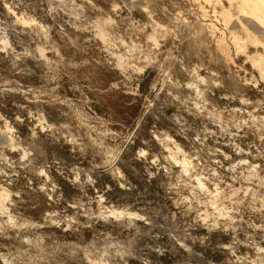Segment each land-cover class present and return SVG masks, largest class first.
I'll list each match as a JSON object with an SVG mask.
<instances>
[{
	"label": "rangeland",
	"instance_id": "obj_1",
	"mask_svg": "<svg viewBox=\"0 0 264 264\" xmlns=\"http://www.w3.org/2000/svg\"><path fill=\"white\" fill-rule=\"evenodd\" d=\"M234 2L0 0L4 264H264V44Z\"/></svg>",
	"mask_w": 264,
	"mask_h": 264
},
{
	"label": "bare ground",
	"instance_id": "obj_2",
	"mask_svg": "<svg viewBox=\"0 0 264 264\" xmlns=\"http://www.w3.org/2000/svg\"><path fill=\"white\" fill-rule=\"evenodd\" d=\"M231 1L232 0H230V4H231ZM235 3L236 2H234V4ZM235 6H237L238 12L240 13L239 22H237V24H239V26H241V28L245 31L247 35V39L250 40L252 43L260 42L264 44V41L259 39V36L264 37V0H237V5L235 4ZM222 14L224 15V17L230 16V13L228 12L227 9H224ZM251 58H252V62L254 63V65L255 64L259 65L260 70L263 73L264 72V56L262 54L255 53L253 56H251ZM7 139L9 140L8 137ZM184 163L185 164L187 163L185 159H184ZM9 200H11V193L9 192L8 189L1 187L0 188V208L1 207L3 208L4 203ZM122 212L123 210L121 211V210L114 209V208L109 210V213L111 215L115 214L117 216L118 214L121 215ZM127 213L130 215L132 214L129 212ZM9 217L10 219H12L11 216ZM0 264H4V260L1 259Z\"/></svg>",
	"mask_w": 264,
	"mask_h": 264
}]
</instances>
